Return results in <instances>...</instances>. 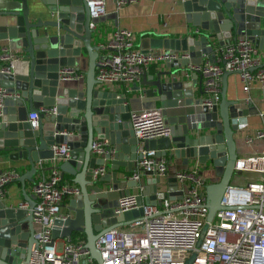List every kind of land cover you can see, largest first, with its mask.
<instances>
[{"label":"water","instance_id":"1","mask_svg":"<svg viewBox=\"0 0 264 264\" xmlns=\"http://www.w3.org/2000/svg\"><path fill=\"white\" fill-rule=\"evenodd\" d=\"M4 1L8 9L2 14L9 18L1 28L4 37L21 49L25 65L18 71L0 72L2 87L19 95L5 98L0 106V153L28 162L30 169L20 177L25 183L36 172L37 163L56 158L54 146L67 144L70 153L59 160V168L62 178L79 188L65 199V214L55 220L52 243L83 237L97 264H103L96 246L99 237L143 216L144 204L183 198L176 177L168 178L169 192L157 196L158 177H149L147 184H142L117 173L121 166L130 173L136 170L142 151L130 117L132 111L142 110L135 109L136 105L153 99L160 106L152 108L162 109L170 133L147 139L145 150H156L158 156L170 159L182 158L186 164L200 166L201 174L209 170L216 177L206 184L209 211L197 243L200 247L208 222L224 208L221 201L235 173L239 158L236 136L245 130L240 118L259 111L248 100L227 97L232 71L223 74L221 100L207 104L204 76L191 65L213 60L227 40L239 36L250 38L264 55V0H179L176 6L196 30L183 37L143 36L140 47L144 51L178 50L188 57L165 62L166 68L156 74L145 72L133 83L135 95L107 89L97 79L100 46L95 37L99 31L90 24H99L103 16L92 18L87 0ZM85 57L88 69L83 82L71 84L60 79L61 69L76 68ZM43 108L53 110L47 115ZM34 112L39 113L38 128L28 121ZM107 140L105 152L96 153L95 142ZM101 167L104 172L96 173ZM140 185L144 189L137 195L139 208L121 214L110 211L106 202L128 196ZM27 200L24 208L0 199V264H28L39 247L33 219L36 196ZM195 257L193 253L185 264H192Z\"/></svg>","mask_w":264,"mask_h":264},{"label":"built area","instance_id":"2","mask_svg":"<svg viewBox=\"0 0 264 264\" xmlns=\"http://www.w3.org/2000/svg\"><path fill=\"white\" fill-rule=\"evenodd\" d=\"M136 1L114 0V3L117 9H121ZM87 2L92 18L107 14L109 0ZM90 25L98 30V24L91 22ZM99 46L96 77L103 85L135 83L140 81L153 63L188 57L181 51L171 49L144 51L137 43L136 34L125 27H118L112 38L99 43ZM257 52L250 38L239 36L221 48L213 60L191 65L192 70L204 76L207 104L212 106L221 100L225 71L238 73L246 91L255 84L264 90V66H261ZM19 59L20 54L4 50L0 54V72L10 73L15 70ZM59 75L62 80L81 79L85 76L73 67L61 69ZM10 96L19 95L0 86V106ZM52 110L43 108L41 111L48 115ZM130 120L142 151V157L137 161L136 170L132 174L133 179L140 181L143 174H150L159 178L155 193L157 196L169 192L166 184L169 160L165 156H158L156 150L144 148L147 139L160 138L170 133L162 109L157 107L132 111ZM28 121L33 128H38L39 113H30ZM255 137L264 140V128L259 129ZM107 143L95 142L94 151L104 153V145ZM53 149L55 163L49 170H43L33 187L36 196L33 219L39 247L34 249L28 264H97L85 239H57L52 243L55 220L65 214L63 209L66 197L79 192L77 186L62 182L61 169L59 163H56L69 155L70 147L62 144ZM42 162L39 163L44 168ZM104 170L101 167L95 172L103 173ZM200 171L197 165L176 173L177 191L183 193L181 200L163 198L161 204H144L143 216L130 224L112 228L99 237L96 246L101 252L103 264H185L193 253H196V257L192 264H264V152L237 159L234 176L221 201L224 208L217 211L212 222H208L203 243L198 247L209 211L206 203L208 180ZM19 176L14 169L0 174V199L6 197L9 183ZM143 189L144 186L140 185L138 193L120 198L115 213L139 208L137 195Z\"/></svg>","mask_w":264,"mask_h":264},{"label":"crops","instance_id":"3","mask_svg":"<svg viewBox=\"0 0 264 264\" xmlns=\"http://www.w3.org/2000/svg\"><path fill=\"white\" fill-rule=\"evenodd\" d=\"M179 0H137L136 2H131L117 9L114 3V0H109L107 5V14L103 16L100 23L98 24L99 34L95 37L97 43L107 42L112 38L114 31L118 27H125L132 30L137 37V43L140 45L141 39L143 36H153L152 34H158L161 36H170V37H183L185 33L189 30H196V27L188 24L185 19V14L180 9L179 6H176V3ZM8 9L7 2L0 0V54L6 50L7 52H15L22 54V51L19 47H16L11 44V40L5 38V33L1 27H4L7 19L9 17L2 14L3 11ZM234 41V39L227 40V44ZM217 50V55L219 53ZM257 58L261 60V63L264 62V55L260 51L257 52ZM165 62H156L150 65L146 71L149 74H156L159 70L166 68ZM24 60L19 59L16 62L15 70H21L24 68ZM77 70H80L84 77L81 79L68 80L71 84H77L78 82H83L86 78V71L88 69V59L87 57L81 59L77 64ZM142 79V77H141ZM140 79V80H141ZM200 79V78H198ZM138 82V81H137ZM204 85V84H203ZM0 86H2L0 84ZM107 89L119 91L120 93H126L129 95H135L136 93L132 91L134 84H112L104 85ZM197 85L195 88H198ZM227 97L229 99H239L241 101H250L251 105L256 107L259 111L257 115H249L246 117L240 118V123L242 127H245V130L242 131L243 134H237L238 139V152L239 157L259 154L264 152V140L258 139L255 137L256 132L264 128V90L260 85H253L249 91L245 90V86L241 81L240 75L238 73H231L228 76V87H227ZM160 106L156 104L153 99H148L140 102L136 105L135 109H144L152 108L155 106ZM176 112L171 111V114ZM252 138V140H250ZM108 141V140H107ZM169 160V174L166 177V184L169 188L168 178L175 177L176 173L179 170L187 169L189 167L197 166L195 163L186 164L182 158L173 159L167 158ZM45 167L42 168L40 163L36 164V172L29 179H26L25 183L20 181L21 175H23L27 170L30 169V166L27 161L24 160H12L9 158L8 153H0V174L9 170H16L19 173V178L12 181L8 185L7 195L4 198L7 204L19 205L22 204V207H28L27 198L34 195L33 187L35 181L46 170H49L53 164L54 160H47L42 162ZM58 164L59 161H56ZM201 168V167H200ZM109 169V168H107ZM118 176L123 179H133L132 174L126 171V168L121 166L118 170ZM204 176L208 181L210 179L216 180L215 175L209 170L204 171ZM152 177L150 174H143L140 182L147 184V179ZM67 178H70L67 176ZM69 182V179H66ZM66 183V182H65ZM167 188V187H166ZM132 193H138V187L131 189ZM119 200L112 202H106L110 206V211L113 212L116 209V205ZM65 213V209H63ZM83 239V237L77 238V240ZM64 240V239H60Z\"/></svg>","mask_w":264,"mask_h":264},{"label":"trees","instance_id":"4","mask_svg":"<svg viewBox=\"0 0 264 264\" xmlns=\"http://www.w3.org/2000/svg\"><path fill=\"white\" fill-rule=\"evenodd\" d=\"M62 182H66V183H70V182H67L66 179L62 178ZM77 239L75 238L74 241H76Z\"/></svg>","mask_w":264,"mask_h":264}]
</instances>
